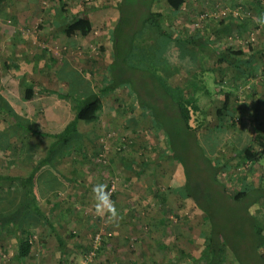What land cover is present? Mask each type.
Wrapping results in <instances>:
<instances>
[{
    "label": "crops",
    "instance_id": "obj_1",
    "mask_svg": "<svg viewBox=\"0 0 264 264\" xmlns=\"http://www.w3.org/2000/svg\"><path fill=\"white\" fill-rule=\"evenodd\" d=\"M84 1L92 9L106 6L114 9L119 0H99L94 4H90L88 0H0L1 213L8 206L5 200L19 199L14 183L3 177L26 175L33 166L31 161L41 151L33 133H52L69 120L74 113L76 101L64 96L65 94L79 92L81 83H89L91 89L98 92L107 80V72L113 59L109 33L111 20L104 19L103 26H96L84 37L77 33L67 36L55 19L57 9L61 7L66 9L64 17L71 16L72 12L79 14L77 7ZM86 6L81 8L82 12ZM161 9L166 17L164 24L167 25H162L163 30L167 29L172 34L177 31V35L181 37V30L185 25L194 24L192 30L187 28V37L196 38L201 35L207 45L188 49V71H184L179 62H176L160 65L157 72L171 87L183 89L185 102L196 99L198 108L192 115L194 119L205 115L208 119L219 117L216 111L223 104L222 95L229 94L228 108L225 111L226 119L229 120L224 123L216 122L217 125H212L211 128L217 127L218 130H227V135L234 133L243 137V141L237 142L239 144L233 153L229 150L227 159L231 158V164H228L230 168L234 166L233 161L246 167L249 164L238 155V151L244 147L256 151L260 144H264V0H185L182 11L176 16H171L164 5H161ZM196 24L202 27L198 32L193 27ZM143 33L146 35L148 30ZM55 49L60 54L56 55ZM219 58L223 60L218 61ZM165 72L167 76L164 75ZM26 87L33 88L30 99L24 98ZM122 87L130 106L134 107L136 102L130 97L127 86ZM208 89H212L214 93L209 94ZM120 91L102 97V107L96 123L105 110L108 116L117 112V107L107 106L106 103L108 97L113 98ZM203 97L207 100L202 101ZM201 103L214 107H202ZM136 108L140 112L144 111L138 106ZM233 115L237 119L234 125L231 123ZM221 119L223 118L219 117L218 120ZM95 124H81L77 127L81 135L80 144L69 147L68 154L60 161L61 165L60 162L56 165L63 172L64 179H55V183L65 181L79 184L78 180L82 176L88 178L95 171L92 159L96 148L94 144L82 143V140L90 141L92 128L87 125ZM228 124L231 126L226 127ZM234 126L236 129H233ZM44 139L48 143L42 149L47 152L50 140L46 141L49 139L46 136ZM21 149L24 152L23 158H20ZM83 152L84 158L79 154ZM66 162L72 164L69 169H65L67 165L62 166ZM261 162L251 165V170L264 169V160ZM21 165L26 166V171L21 172ZM84 165L86 170L82 171ZM50 194L52 192L45 193L43 198ZM251 212L264 223V202L253 206ZM57 233L60 237L58 230ZM52 236L50 246L59 247L55 235ZM17 241L18 238L13 235L0 233V264L32 262V253L22 261L16 257ZM58 254L61 258V253Z\"/></svg>",
    "mask_w": 264,
    "mask_h": 264
},
{
    "label": "trees",
    "instance_id": "obj_2",
    "mask_svg": "<svg viewBox=\"0 0 264 264\" xmlns=\"http://www.w3.org/2000/svg\"><path fill=\"white\" fill-rule=\"evenodd\" d=\"M161 5L169 9L171 16H176L182 11L185 0H119L114 9L109 6L86 8L84 14L72 12L68 17H64V7L57 9L55 19L67 36L77 33L85 37L96 26H103L104 19L111 20L109 33L113 59L107 72V80L98 92H94L89 83H81L79 92L64 95L75 100L76 106L62 128L45 135L33 133L37 139H44L45 136L49 138L45 156L36 155L31 161L33 166L24 176L3 177L14 183L19 199L5 200L8 206L4 207L6 211L0 212V233L18 238L16 257L20 261L32 253L34 230L39 227L50 228L59 245L64 247V241L50 225V217L57 204L51 203V195L43 198L45 193L48 194V189H43L42 185L50 188V191L55 190L54 180L64 179L63 172L56 165L64 160L71 147L80 144L81 135L77 127L81 124H95L102 107V97L127 86L130 97L136 102L135 106L144 110L143 114L152 126L158 125L164 140L168 139L169 148L176 150H173L175 154L177 150L182 154L188 150H196L197 155H200V159L195 157L193 163L196 164L198 173L206 177L197 175L193 182L188 171V159L181 154L178 156L185 176L184 184L179 189L180 197L194 203L205 216L200 230L203 251L197 258L182 260L181 264H221L228 259L222 254L223 247L230 250L239 264H264V223L251 212L253 206L264 202V181L259 179L254 184L251 179V165L264 160V144H260L256 151L250 147L238 151V155L251 167L247 165L245 171L236 173L240 179L238 187L229 191L220 176L230 168L228 164H231V158L212 161L197 137L205 119H196L195 127L190 124L192 115L198 108L196 99L185 102L183 89L171 87L157 72L160 65L176 62H179L184 71H188V49L207 43L201 35L196 38L179 37L177 31L172 34L167 29L163 30L166 17ZM146 30L148 33L145 35L143 31ZM228 95L223 93V104L216 111L217 116L223 118L221 123L229 120L225 114ZM32 96L33 88L26 87L24 98L30 99ZM231 123L235 124L233 121ZM235 149L233 143L232 151ZM262 166L263 164L260 167ZM126 167L135 169L133 165ZM260 171L264 173V169Z\"/></svg>",
    "mask_w": 264,
    "mask_h": 264
},
{
    "label": "rangeland",
    "instance_id": "obj_3",
    "mask_svg": "<svg viewBox=\"0 0 264 264\" xmlns=\"http://www.w3.org/2000/svg\"><path fill=\"white\" fill-rule=\"evenodd\" d=\"M95 1L97 3L99 0ZM84 6L86 4L82 2L77 7L79 14H84L81 10ZM192 25H185L183 31L180 27L183 37L189 34L187 28L192 30ZM193 27L195 30L201 28L198 24ZM54 51L56 55L60 54L58 49ZM208 93L214 92L208 89ZM204 99L207 100L205 97L201 100ZM106 105H114L117 112L108 116L105 110L98 123L87 125L92 128L90 141L82 140L83 144L91 143L96 148L92 159L95 169L92 171L93 178L90 174L88 178L82 176L77 179L79 184L65 181L55 183L53 191L42 185L43 189L52 192L51 203L57 204L50 217V225H54L61 234L64 247L50 246L53 241L51 229L39 227L34 230L33 259L29 264H181L182 260L197 258L204 247L200 230L205 216L194 203L180 197L179 189L184 184L185 176L178 156L181 154L188 159V171L193 182L200 175L193 163L195 157L200 159V155H197L196 150H188L183 154L177 150L175 154L174 149L169 148L168 139L164 140L161 135L158 125L152 126L141 110L130 106L123 90L113 98L108 97ZM206 106L209 109L214 107L202 105ZM213 117H203L204 125L199 128L197 137L209 158L216 162L221 158L226 159L229 150L232 152V144L238 146L237 142L243 141V137L234 133L227 135V130H218L217 127L211 128L221 123L219 117ZM232 117L235 123L236 116ZM190 124L196 126L194 116ZM209 133V136H205ZM36 140L41 147L37 156L41 157L45 153L43 147L48 142L43 138ZM22 154L23 151L20 158H23ZM79 154L84 158L85 152ZM233 163V168L223 171L220 176L229 191L238 187L240 179L236 173L246 169L237 161ZM22 165L21 172L26 171V166ZM71 165L66 162L62 166L69 169ZM127 165H133L135 169ZM81 170L85 171L86 165ZM253 170L252 182L258 179L264 181V173L259 169ZM201 175V178L206 177ZM109 201L115 214L103 207ZM44 207L48 208L47 205ZM95 235H99L96 248L93 245ZM91 252L93 256L88 260ZM222 254L229 260L221 264H239L229 249L223 247Z\"/></svg>",
    "mask_w": 264,
    "mask_h": 264
},
{
    "label": "built area",
    "instance_id": "obj_4",
    "mask_svg": "<svg viewBox=\"0 0 264 264\" xmlns=\"http://www.w3.org/2000/svg\"><path fill=\"white\" fill-rule=\"evenodd\" d=\"M88 1H90L89 2L90 4H94V2H96L95 0H88ZM103 1H105V0H103ZM84 2L86 4V1H84ZM88 7L90 8L91 6H88ZM222 15H224V12H222ZM98 241H99V235H95L94 239H93V245L95 246V248H96V244L98 243ZM92 256H93V252L89 253L88 257H87L88 260H90L92 258Z\"/></svg>",
    "mask_w": 264,
    "mask_h": 264
},
{
    "label": "clouds",
    "instance_id": "obj_5",
    "mask_svg": "<svg viewBox=\"0 0 264 264\" xmlns=\"http://www.w3.org/2000/svg\"><path fill=\"white\" fill-rule=\"evenodd\" d=\"M97 187H100V186L98 185ZM94 191H95V189H94ZM98 206H99V205H98ZM103 207H104V208H107V209H109V210H111V211L113 212V214H115V211H114V209L112 208L110 201L107 202L106 204H104Z\"/></svg>",
    "mask_w": 264,
    "mask_h": 264
}]
</instances>
